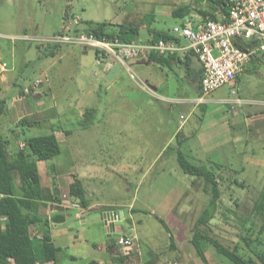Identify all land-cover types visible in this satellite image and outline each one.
Instances as JSON below:
<instances>
[{
    "label": "rangeland",
    "instance_id": "374dc122",
    "mask_svg": "<svg viewBox=\"0 0 264 264\" xmlns=\"http://www.w3.org/2000/svg\"><path fill=\"white\" fill-rule=\"evenodd\" d=\"M145 1L157 7L153 29L172 31L181 25V20L172 17L181 0H0V62L7 70L0 75V102H6V115L0 116V135L9 141L12 155L26 139L55 130L61 153L51 161L37 162L45 199L36 204V210L61 203L72 205L68 185L69 175L74 173L85 183L89 204L121 205L125 221L116 234H133L139 241L132 249L138 258L133 256L131 264H141L144 250L150 249L162 254L166 264H203L191 245L184 247L187 252L182 255L166 250L170 236L158 219L177 240H189L210 193L204 191L201 179L181 171L175 152L178 143L164 146L174 126L173 117L176 115L178 127L183 122L181 116L188 118L181 130V138L185 137L181 150L191 165L207 166L219 176L222 192L216 217L203 230L233 248L264 186V114L246 121L249 112H264L263 54L261 63L254 64L242 78V85L231 90L238 92L236 95L227 85L202 105H196L195 100L188 107L176 106L169 120L167 105L143 93L124 69L118 85L138 102L126 112L107 113L110 82L97 64L95 51L71 46L52 50L34 39L58 33L66 18L72 24L79 23L77 27L83 30L87 23L140 27L153 10V6L143 5ZM137 9L146 15L143 21L142 15H136ZM140 36L148 35L142 29ZM19 96L23 99L16 103ZM176 96L195 99L191 90ZM220 98L229 102L221 103ZM235 100L241 101L236 104ZM88 111L92 113L87 115ZM24 117L45 126L21 127L19 121ZM158 128L162 137L155 140V148H149L148 136L156 135L151 130ZM220 164L222 168L216 166ZM60 179L67 198L60 192ZM190 199L192 206L184 213ZM130 205L135 207L130 211L132 217ZM70 213L66 224L53 223L51 230L62 254L76 257L69 264H87L90 260L116 264L115 256L131 254L118 245L109 252L107 244L116 243V237L107 238L101 208L85 214V223ZM185 219L191 220L186 229ZM207 256L211 264H231L214 249H209Z\"/></svg>",
    "mask_w": 264,
    "mask_h": 264
},
{
    "label": "trees",
    "instance_id": "16d2710c",
    "mask_svg": "<svg viewBox=\"0 0 264 264\" xmlns=\"http://www.w3.org/2000/svg\"><path fill=\"white\" fill-rule=\"evenodd\" d=\"M194 2L196 4L207 2L210 11L204 14L206 18L217 19L216 11L223 14L227 13L225 0H194ZM192 10L191 5H181L173 11L172 17L178 20L184 19L192 13ZM87 24V29L83 31L77 29L76 25L75 32L93 34L99 38L113 39L117 37L128 42L140 40L138 39L140 27L136 25ZM148 37V41L152 42L161 39H176L173 34L170 35L169 31L164 30H153L148 34ZM47 45L52 50L64 47L55 44ZM95 56L96 60H100L103 64L107 60L105 57H101L98 52H95ZM175 56L177 57V55ZM175 56L153 55L149 60L162 62L165 59L172 58V60L180 62ZM5 112L6 102H0V116L6 115ZM91 113V111H88L87 115ZM19 125L29 128L45 126L43 122L31 121L26 117L19 121ZM53 132L46 136L26 139L23 146L19 147V151L12 155L9 152V141L0 135V264H58L62 248L55 245L51 230L53 223H60V218H54V221L51 222L49 218L39 215L38 210H36V204L43 202L45 199L37 162L51 161L61 153L59 141ZM180 139L181 136L178 135V146L175 148V152L181 171L186 175L201 179L205 185L204 191L209 190L210 193L209 203L198 217L190 241L196 256L203 264H211L207 252L209 249H214L216 254L226 258L231 264H264V186L254 202L239 241L233 248L225 246L203 230V227H209L219 210V201L222 194L219 176L206 166L191 165L181 150L183 142ZM216 166L218 168L223 167V165ZM51 171H56L54 166H52ZM240 186L243 187L242 184ZM69 195L72 203L87 207L86 188L79 179H74L70 184ZM48 197L47 200L49 201ZM64 198H67V196H64ZM110 210H116V208ZM155 217L158 219L157 216ZM158 220L170 236L171 250L176 251V246L173 243L176 240L175 236L163 220ZM115 241L116 243L108 246L109 252L117 245L119 246L117 239ZM133 256L138 258V255L135 256L134 253H131L130 256L126 254L115 256L113 262L116 264H131ZM141 264L164 263L154 252L144 250L143 256H141Z\"/></svg>",
    "mask_w": 264,
    "mask_h": 264
},
{
    "label": "built area",
    "instance_id": "2783aa9c",
    "mask_svg": "<svg viewBox=\"0 0 264 264\" xmlns=\"http://www.w3.org/2000/svg\"><path fill=\"white\" fill-rule=\"evenodd\" d=\"M225 7L227 13L219 12L217 19L207 17L196 29L176 26L172 34L180 41L128 42L117 37L99 38L93 34L76 33L75 27L79 23L72 24L69 18L63 22L58 33L47 37L35 36L34 39L43 44L93 49L101 57L119 64L130 80L151 97H156V92L136 72L133 63L149 60L153 55L168 57L192 53L202 66L198 103H206L215 91L233 84L246 71L254 56L264 54V0H225ZM97 64L101 65L102 62L98 60ZM115 219L119 220L117 217ZM116 239L126 251L135 247L131 234H122Z\"/></svg>",
    "mask_w": 264,
    "mask_h": 264
},
{
    "label": "crops",
    "instance_id": "0c3cea01",
    "mask_svg": "<svg viewBox=\"0 0 264 264\" xmlns=\"http://www.w3.org/2000/svg\"><path fill=\"white\" fill-rule=\"evenodd\" d=\"M143 5H146L150 8H151V6H153V10L152 11L150 10V13L146 14V15L151 16L150 19H147V20L145 19V21H144L145 23L143 24V22H142L141 26L139 28V30L143 29L145 32H147V35H148L151 31L158 30V29L152 28V23L155 20L154 15L156 12L158 14V11L154 10L157 7H156V5L154 6L153 3H149L148 1H145V3ZM177 5H179V6L191 5L192 6V8H193L192 13L189 16H187L186 18L181 19L182 23L180 26H189L193 29H196L198 27V25L203 23V21L206 18V16L204 14L207 11L208 12L210 11V8L208 9L207 2H202L200 4H196L195 2L193 3L192 0H181V1H179V3ZM179 6L177 8H179ZM177 8H175V9H177ZM218 13H219V11L215 12L216 15H218ZM136 15H138V16L142 15V21L144 20V18H146L145 17L146 15L144 13H141L139 11V9H137ZM77 29H79L80 31H83V29H81L80 27H77ZM171 32L172 31H169L170 35H172ZM138 39L149 40V37L147 36L146 38H142L139 34ZM262 57H264V54ZM176 58H178L180 60V62L174 61V60H172V58H168L162 62H157L155 60H148V61H144V62L136 61L133 63V67L135 68V70L138 73L142 74L145 77V78L144 77L143 78L152 85L154 91L157 94V96L153 97V98L156 99V101L164 103L165 105H167V107H168L167 112L169 115L168 116L169 120L171 119V117H173V116H171V114L174 112V109L176 106L188 107L189 106L188 103H193V101H195V100L198 103V100H199L200 94H201L200 82H201V78H202V66H201L200 62L198 61V59L192 53H187L184 55L180 54V55H177ZM261 60H262L261 54L254 56L251 59L250 64L247 67L246 71L242 75H240L232 85L229 86V90L231 91L233 88H239L242 85V83H241L242 78L248 75L250 69L252 68V66L254 64H260ZM116 64L117 63L113 62L112 60H106L104 64L102 63L100 65V66H102L103 73L106 76V78L109 77V79H106L107 81L110 82V85L108 86V90H110V94H107L108 107H106V110H107V113H110V114H112L116 111L126 112V110L130 106L133 108L138 102V99H136L134 96L130 95L127 91L123 90L122 87L118 85V82L120 80V76H119L120 72L116 73L114 75L108 76L109 72L114 68V66ZM122 70L123 69H121V71ZM6 71H7L6 65L2 64L0 62V75L2 73H5ZM179 72H181V73H179ZM3 79L5 80L6 78L4 77ZM40 84L41 83H39V85ZM186 90H191V92L195 95L194 100L188 101V98H181L180 99L176 96V94L178 92L184 93ZM28 93H29V91H28ZM237 93L238 92H235L234 90L232 92L233 95H236ZM22 99L23 98H21V96H19L18 99H15V101H16V103H19L20 101H22ZM218 101H220L221 103H224V104H227L229 102L225 98H220V99H218ZM240 101L241 100H235L233 102L238 104V103H240ZM199 104L202 105L204 103H198L196 105H199ZM191 105H193V104H191ZM19 107L20 106L17 105V108H19ZM27 112H28L27 116H30L32 113L30 108H28ZM258 114L263 115L264 112L251 111L246 116V121H250L251 118L256 120L258 118ZM229 117H231V115H229ZM173 118L175 120L173 122L174 126L172 128V131H170V133L168 135V139H167L164 147L171 145L175 141L177 142L178 141V135L182 134L181 130H183L187 124L188 118H184L183 116H181L180 120L183 122L178 127L177 126L178 121L176 119V115ZM151 132H153L156 135H154L152 137L148 136V142H149L148 147L149 148H151V147L155 148L156 147L155 140L160 139L162 137L161 136L162 129L158 128L156 131L154 129H152ZM180 140H181V142H183L182 143V146H183V144L185 142V137L181 138ZM182 146H181V148H182ZM160 155H161V153H160ZM207 160H209L208 157H207ZM209 170H211V169H209ZM72 175H73V179H71ZM67 179H68V177L65 179V182ZM74 179L80 180V178H78L77 174L72 173L71 175H69V185L68 186H70V184L73 182ZM61 183H62V179H60V192H62L63 190L66 189L64 185H61ZM83 184H85V183H83ZM67 195L68 194L63 191L62 197L67 196ZM190 206H192V199H190L187 202V206L184 210V213L189 209ZM52 207L53 206L45 208L44 210H42V208H40V210L38 211V214L41 216H45V217L49 218V220L51 222H52V220L54 221V218H60V224H66L69 221V215L71 214L70 212L74 213V215H75L74 217L76 219H79L82 221V223H85V220H86L85 214H87L88 212L95 211L98 208H101L102 214H103L101 223L105 227V224H104V215L105 214L113 213V212L114 213L123 212L121 209L122 208L121 205H115L114 206V205H100V204H89L88 203L87 207L85 208V207L79 206V204H78V206H76L75 203H72V205H65V204L61 203L60 205H58V207H53V208ZM112 208H116V210H110ZM133 209L135 211V207L133 205H130L129 211H128L129 216H130V211H132ZM180 214H182V213L180 212ZM184 216H186V214ZM130 217H132V216H130ZM190 222H191V220L188 221L185 219V221H184V228L185 229L190 225ZM117 227H119V226H116V232H117ZM105 232L107 234L108 239L113 238V237L108 236V231L106 230V227H105ZM125 235H130V234H125ZM131 235H133V234H131ZM133 236L135 239L134 242L138 243L139 241L136 240V236L135 235H133ZM191 238H192V236L190 237L189 240H177V239L174 240L173 243L176 246V251L171 250V247H170L171 240H169L170 241L169 246L165 245L167 248L166 250L172 251L175 256L177 253L182 255V254H184V252L185 253L187 252V251H185L184 247L186 245H191L190 244ZM107 245L109 246L110 244H107ZM150 251L157 254L160 257L161 261L163 262L162 254L160 255V253H158V251H154L152 249H150ZM132 252L134 253V251L131 250V253ZM129 254L130 253H128L126 255H129ZM108 257H109V254H108ZM110 257H111V255H110ZM75 260H76V257H74L72 255H70V256H68V258H66L62 254V252L60 253V264H69L71 262H74ZM163 263L166 264V261ZM47 264H50V263H47ZM87 264H101V263H100V261L90 260L89 263H87ZM196 264H197V262H196Z\"/></svg>",
    "mask_w": 264,
    "mask_h": 264
},
{
    "label": "water",
    "instance_id": "95a60500",
    "mask_svg": "<svg viewBox=\"0 0 264 264\" xmlns=\"http://www.w3.org/2000/svg\"><path fill=\"white\" fill-rule=\"evenodd\" d=\"M121 71V66L119 64H116L114 68L109 72L108 76L114 75L116 73H119ZM109 79V77H107ZM115 217H117L119 220H116ZM124 213L123 212H116V213H108L104 215V224L106 227V230L108 231L109 237H119L120 234H116V226H120L124 224Z\"/></svg>",
    "mask_w": 264,
    "mask_h": 264
}]
</instances>
